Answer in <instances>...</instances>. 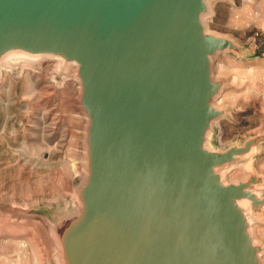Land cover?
I'll return each mask as SVG.
<instances>
[{"label": "water", "instance_id": "water-1", "mask_svg": "<svg viewBox=\"0 0 264 264\" xmlns=\"http://www.w3.org/2000/svg\"><path fill=\"white\" fill-rule=\"evenodd\" d=\"M204 9L203 0H0V45L21 39L80 63L92 161L78 260L122 234L141 264L169 243L206 262L254 264L237 205L245 192L215 170L235 150L204 146L219 114L209 56L225 47L204 31Z\"/></svg>", "mask_w": 264, "mask_h": 264}, {"label": "rangeland", "instance_id": "rangeland-1", "mask_svg": "<svg viewBox=\"0 0 264 264\" xmlns=\"http://www.w3.org/2000/svg\"><path fill=\"white\" fill-rule=\"evenodd\" d=\"M210 4L206 27L225 47L213 65L220 110L206 145L219 153L235 150L231 162L215 167L229 185L263 188L251 207L256 252L264 264V0ZM54 64L53 59L32 67L18 64L0 80V264H58V247L44 218L59 230L65 253L66 229L79 216L85 119L72 72ZM174 248L169 264H228L222 255L214 260L204 255L206 262L193 251L195 261L191 249ZM152 254L142 263L153 264Z\"/></svg>", "mask_w": 264, "mask_h": 264}, {"label": "bare ground", "instance_id": "bare-ground-1", "mask_svg": "<svg viewBox=\"0 0 264 264\" xmlns=\"http://www.w3.org/2000/svg\"><path fill=\"white\" fill-rule=\"evenodd\" d=\"M205 4V9L202 11L200 15V19L204 28V31L207 34H210L206 24L205 19L208 16V14L212 13V8L210 4V0H203ZM210 58V65H211V74L213 73V65L216 61L217 55L211 54L209 56ZM48 59L55 60V64L53 67L56 69H61L63 65H66L67 68L72 72V74H69L71 76V79H74L79 88L78 92V104L79 109L84 116L85 119V127L84 134L82 137V157L84 161L82 162V170L80 171V168L78 171L81 173L82 181L80 183V188H76V194L77 198L80 200V204L77 205L76 210L79 213V216L76 217L72 223V226L70 229H66L67 233L70 234L68 248L66 249L64 253V244L60 239V233L59 230L47 219L52 235L54 236V239L56 241L55 244L56 247H58L59 254L56 257L58 264H95L93 260L97 261L98 264H141L138 260L139 253L137 248L132 249V253L128 255V251H126V239L124 235H118L116 239V243L112 246L105 244L104 242L107 240L109 235H107V238L103 241V247L101 251L96 252V255L89 254V251L85 250L82 253L81 259L75 258V249L79 246V239L86 234L88 235V220L86 217V208L84 205L83 197H84V191L89 179L90 175V168H91V161H92V143L90 139V116L88 114V111L86 110L84 103H83V82L80 76V63L78 59L70 52V51H60V50H54L51 48L43 47L40 45H35L30 42L21 40V39H15L10 40L2 43L0 45V80L4 78L6 75L12 74L17 69V65L21 64L23 68L27 66H35L37 64L41 65ZM3 69H6L3 71ZM213 75V74H212ZM214 80V79H213ZM219 98L218 95H214L213 99L211 100V107L220 110V107L215 104V101ZM83 122V123H84ZM209 132V131H208ZM205 148L211 151V149L206 145V142L204 144ZM79 164V165H80ZM217 172V171H216ZM219 173V172H217ZM80 175V174H79ZM221 181L225 185H229V181H227L225 177V172L222 175H219ZM236 185H240L241 189L245 192L244 196L237 201L238 208L243 213L246 219L247 223V234H248V241L251 246L255 250L254 254V264H262V257L260 253L256 252V244L254 240H257L254 235V226H255V214L252 212V205L251 201H257L259 200V194H262V187H258V185H241L240 183H235ZM252 199V200H251ZM253 201V202H254ZM256 204V203H255ZM255 215V216H254ZM255 217V218H254ZM43 221V220H42ZM45 223V222H44ZM108 232H106L107 234ZM51 234V233H50ZM65 235V234H64ZM66 237V236H65ZM53 238V237H52ZM64 241V240H63ZM203 244L209 243L208 241L202 242ZM174 243L164 244L160 247V249L157 250V252H153L151 259H156V261L153 264H165L173 262V251H175V248L173 247ZM210 245V243H209ZM176 246V245H175ZM181 248V247H180ZM186 249V248H185ZM177 250V249H176ZM188 250V249H186ZM185 250V251H186ZM182 251V250H181ZM198 251V250H196ZM190 252L191 257L195 256V253L193 251H187ZM193 252L194 255L191 253ZM178 254V253H177ZM189 254V253H188ZM189 254V255H190ZM91 255V259L87 260V257ZM176 255V254H175ZM98 256V257H97ZM134 257V258H130ZM209 257V256H207ZM164 258V259H163ZM223 258V256H222ZM134 259L135 262H131V260ZM193 259V258H192ZM186 260V259H185ZM195 261H198L196 259V256L194 258ZM150 261V260H149ZM180 261V260H179ZM147 262V261H146ZM186 262V261H185ZM193 262V260H192ZM202 262V261H201ZM150 263V262H149ZM187 263V262H186ZM194 263V262H193ZM199 263V261H198ZM197 263V264H198ZM206 263V262H204ZM147 264V263H146ZM172 264V263H171ZM191 264V263H190ZM195 264V263H194ZM200 264V263H199ZM202 264V263H201Z\"/></svg>", "mask_w": 264, "mask_h": 264}]
</instances>
